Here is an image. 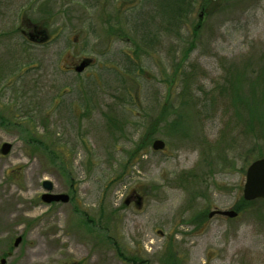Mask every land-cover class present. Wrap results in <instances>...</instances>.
I'll return each mask as SVG.
<instances>
[{"label":"rangeland","instance_id":"374dc122","mask_svg":"<svg viewBox=\"0 0 264 264\" xmlns=\"http://www.w3.org/2000/svg\"><path fill=\"white\" fill-rule=\"evenodd\" d=\"M167 1L0 0V264H264V141L229 82L264 63V0L177 27Z\"/></svg>","mask_w":264,"mask_h":264},{"label":"trees","instance_id":"16d2710c","mask_svg":"<svg viewBox=\"0 0 264 264\" xmlns=\"http://www.w3.org/2000/svg\"><path fill=\"white\" fill-rule=\"evenodd\" d=\"M149 1V0H147ZM165 0H160V2ZM192 0H168L169 8L168 23L177 27L184 20L185 16L190 10ZM159 2V3H160ZM123 30V29H122ZM111 31L113 29L111 28ZM121 31V30H120ZM45 36L39 37V41H43ZM229 82L232 89L235 91L234 105L237 107V113L241 110L247 111L248 116L245 119L246 126L256 130L255 136L264 141V63L260 65V70L252 75L249 79L247 70L238 69L233 73H229ZM244 84L249 85L250 93L246 94L243 91ZM39 138H44L40 136ZM46 139V138H44ZM47 140V139H46ZM40 145L44 144L43 139L35 140ZM252 201L246 200V203ZM173 264H181L179 260L174 259ZM171 263V264H172Z\"/></svg>","mask_w":264,"mask_h":264},{"label":"water","instance_id":"95a60500","mask_svg":"<svg viewBox=\"0 0 264 264\" xmlns=\"http://www.w3.org/2000/svg\"><path fill=\"white\" fill-rule=\"evenodd\" d=\"M89 65L88 60H83L78 66L75 67L77 72H82ZM153 148L155 150L163 149L165 146V142L160 139H156L153 142ZM12 149V144L9 142H5L1 146L2 154H8ZM45 193L42 194V200L51 204L53 202H68L70 200V196L66 193H54L53 192V183L50 180H44L42 183ZM244 199L247 201L264 199V157H260L248 166L246 172V180L243 189ZM215 213L236 217L238 213L234 210H218L215 212H211L209 216H213ZM22 240V237L19 236L16 238L14 242V246L17 247ZM5 259H1V264L5 263Z\"/></svg>","mask_w":264,"mask_h":264},{"label":"flooded vegetation","instance_id":"af4514ba","mask_svg":"<svg viewBox=\"0 0 264 264\" xmlns=\"http://www.w3.org/2000/svg\"><path fill=\"white\" fill-rule=\"evenodd\" d=\"M30 36L32 37V38H36V37H38V34H30ZM39 37H41V35L39 36Z\"/></svg>","mask_w":264,"mask_h":264}]
</instances>
